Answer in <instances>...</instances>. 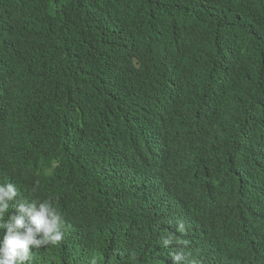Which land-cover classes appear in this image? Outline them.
<instances>
[{
    "label": "trees",
    "instance_id": "1",
    "mask_svg": "<svg viewBox=\"0 0 264 264\" xmlns=\"http://www.w3.org/2000/svg\"><path fill=\"white\" fill-rule=\"evenodd\" d=\"M4 29L43 47L49 77L8 74L0 90L34 110L18 146H0V264H22L6 226L49 190L74 210L32 261L69 264L84 239L85 264H103L110 206L154 173L189 206L177 219L194 209L245 237L228 238L241 253L264 242V0H0Z\"/></svg>",
    "mask_w": 264,
    "mask_h": 264
},
{
    "label": "clouds",
    "instance_id": "2",
    "mask_svg": "<svg viewBox=\"0 0 264 264\" xmlns=\"http://www.w3.org/2000/svg\"><path fill=\"white\" fill-rule=\"evenodd\" d=\"M44 63L42 46L34 44L27 50V38L22 31L0 30V90L8 74L24 77L35 84L42 82L49 77L42 68ZM13 98L10 93L4 97L0 95V110H8L0 115L1 147L18 146L17 138L34 112L29 96L10 110ZM126 192L130 198L128 203L120 201L110 206L111 209L119 208L116 214L119 238L109 241L103 264H264V242L258 237L247 246L248 252L241 253L228 238L245 237L235 234L224 238L194 209L186 213L184 220L177 219L189 206L173 193L163 174H150L131 184ZM149 194L154 197L145 199ZM44 196L46 200L42 202L22 201L23 209L14 218L15 227L5 225L7 233L22 245L18 247L22 264H40L32 261L36 253L62 242L65 222L61 213L74 210L56 190L45 191ZM134 197L141 199L136 213L132 212ZM4 220L8 221L9 217ZM29 243H38V246L25 245ZM80 243L82 248L78 251L75 247L69 264H85L93 255L84 239ZM229 254L241 259H228Z\"/></svg>",
    "mask_w": 264,
    "mask_h": 264
}]
</instances>
